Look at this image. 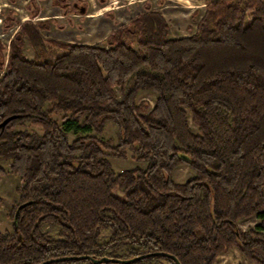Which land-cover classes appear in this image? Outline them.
I'll return each instance as SVG.
<instances>
[{
	"label": "trees",
	"instance_id": "16d2710c",
	"mask_svg": "<svg viewBox=\"0 0 264 264\" xmlns=\"http://www.w3.org/2000/svg\"><path fill=\"white\" fill-rule=\"evenodd\" d=\"M76 1L52 0L65 14L80 13L86 3ZM28 9L31 18L40 10L34 0ZM49 28L20 23L6 58L0 42V123L16 115L0 127V175L5 161L20 182L12 228L0 231V264L121 259L99 250L125 244L127 258H173L100 264H213L233 248L264 264V0H207L196 31L178 38L149 4L108 35L107 47L47 39ZM142 91L155 94L152 105L137 102ZM108 121L115 145L68 139L69 131L101 134ZM25 123L39 131L16 130ZM127 149L145 166L116 172L108 158L126 159ZM178 165L194 172L183 183L171 177ZM252 216L258 225L237 228ZM83 260L96 264H50Z\"/></svg>",
	"mask_w": 264,
	"mask_h": 264
},
{
	"label": "rangeland",
	"instance_id": "374dc122",
	"mask_svg": "<svg viewBox=\"0 0 264 264\" xmlns=\"http://www.w3.org/2000/svg\"><path fill=\"white\" fill-rule=\"evenodd\" d=\"M40 10L35 18H31L29 14V0H0V42L5 46L3 55L5 58L8 54V44L13 35L19 31V24L31 20L33 23L38 20H45L49 24L48 30H42L41 34L47 39H53L60 42L85 43L93 46L107 47L106 39L109 34L114 32L118 27L127 25L134 17L144 11L145 4H149L153 10L160 11L169 26V37L178 38L188 36L196 31L198 20L203 15L207 0H84L85 6L78 3V6H84L85 13H77L71 11L67 14L53 4L52 0H34ZM69 2H77L76 0H68ZM81 9V8H80ZM76 12V13H75ZM11 14V22L5 23L4 18ZM59 51L50 47V57L58 55ZM24 53L28 59H33V51L27 41L24 44ZM6 64V61H5ZM4 64V65H5ZM3 71L0 70V77ZM118 96L120 92L116 90ZM155 94L152 92L142 91L137 95V102L146 100L150 105L153 104ZM59 123L62 122L61 116L55 117ZM193 132H197L196 126L190 122ZM16 130H26L29 132L39 131V129L29 123L19 125ZM69 141L74 140L77 136L90 135L101 140H111L115 145L118 141V129L112 121L105 124L101 134L94 131L81 132L69 131ZM126 159L109 156V161L116 172L131 169L135 166L144 167L145 164L138 162L131 150H126ZM5 173L0 175V196L2 203L0 204V231H10L12 221L10 212L12 207L18 201L17 187L19 186L18 176L8 171V163L1 162ZM194 172L187 165L176 166L171 174L172 179L176 183H183L193 176ZM120 194V190H115ZM260 223L257 216H252L237 224V228L245 231L254 228ZM44 231L51 236L57 238L58 228L56 226L45 225ZM110 235L109 230L103 231L99 236L101 243L106 242ZM130 245H120L117 247H108L99 250L101 255H109L125 259L128 257ZM140 250L141 247H136ZM263 256L264 253L260 252ZM78 264H88L86 260ZM153 264H173L171 261L161 258L153 262ZM213 264H254L247 261L240 252L233 248L228 252L217 256Z\"/></svg>",
	"mask_w": 264,
	"mask_h": 264
},
{
	"label": "water",
	"instance_id": "95a60500",
	"mask_svg": "<svg viewBox=\"0 0 264 264\" xmlns=\"http://www.w3.org/2000/svg\"><path fill=\"white\" fill-rule=\"evenodd\" d=\"M80 11H81V13H84V11H85L84 7H81ZM15 117H16V115H12V116L7 117L6 119H4L0 123V127H4L10 120L14 119ZM235 233L238 234L237 229L235 230ZM146 255H160V256H164V257H172L170 254H168L166 252H163V251L150 252V253H147V254H141V255H137V256H134V257H131V258H126V259L109 258L107 256H102L100 258H93V257H91L89 255H82V256L71 255V256H62V257L47 259V260H44V261L40 262L39 264H50V263H53V262H60V261L66 260V259H75V258H83V259L88 258L93 263H96V264H100L102 262H107L109 260H112L114 262L130 263L132 261L142 259ZM176 264H179V263L176 262Z\"/></svg>",
	"mask_w": 264,
	"mask_h": 264
}]
</instances>
